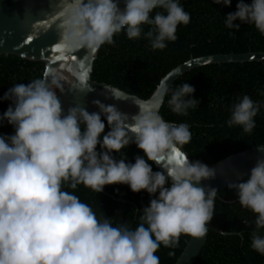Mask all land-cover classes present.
<instances>
[{"label":"clouds","instance_id":"9594fccd","mask_svg":"<svg viewBox=\"0 0 264 264\" xmlns=\"http://www.w3.org/2000/svg\"><path fill=\"white\" fill-rule=\"evenodd\" d=\"M212 2L228 7L231 0ZM119 5L120 0H59L56 27L63 50L95 52L122 30L129 40L143 35L152 50H163L166 41L176 40L177 26L190 20L179 0H123V8ZM223 18L226 28L239 30L247 23L264 35V0H237L235 11ZM79 81L65 84L58 74H49L15 83L0 97L9 102L0 124L13 129L0 135V264H159L160 246L175 248L181 234L201 238L207 233L218 194L201 185L217 170L190 162L181 150L191 140L189 125L165 121L159 113L167 95L170 111L186 116L199 103L192 98L194 87L184 82L172 89L165 78L155 102L135 104L137 112L128 115L99 99L91 101L97 111L89 112L82 101L94 88L83 76ZM103 89L106 99L129 100L119 88ZM66 92L75 99L65 109L60 97ZM261 107L246 94L238 97L226 123L250 133ZM130 144L143 156L128 162L113 155ZM153 164L161 170L153 171ZM78 185L96 194L105 186L126 185L150 199L134 228L125 221L114 225L112 217L97 218L68 190ZM227 188L254 214L250 247L264 256V157L246 179Z\"/></svg>","mask_w":264,"mask_h":264},{"label":"trees","instance_id":"16d2710c","mask_svg":"<svg viewBox=\"0 0 264 264\" xmlns=\"http://www.w3.org/2000/svg\"><path fill=\"white\" fill-rule=\"evenodd\" d=\"M244 2L250 3V0ZM179 3L189 13L190 20L187 25L177 26L175 41H166L163 50H152L143 35L129 40L122 30L113 36L112 44L99 48L91 79L146 100L166 74L191 58L264 52V35L251 24L241 23L239 30L225 27L223 17L235 11L237 0H231L228 7L213 4L212 0H179ZM143 27L147 31L148 26ZM43 70L41 63L0 55V97L15 83L41 78ZM184 82L194 87L192 98L199 101L197 107L188 109L186 116L172 113L167 106L169 97L166 95L159 113L165 121L189 125L191 140L180 147L192 160L213 164L264 145V107L254 117L255 127L250 133H244L239 126L229 127L226 123L232 104L238 97L246 94L264 105V61L199 67L184 74L171 88L175 89ZM8 104L0 100V114ZM107 130L106 126L105 132ZM12 132L11 126L0 124V135ZM113 155L118 159L126 156L128 162H134V158L143 156V153L130 144ZM152 170L158 171L154 164ZM68 190L89 204L97 218L106 215L112 217L114 225L125 221L133 228L139 222V210L147 206L150 199L146 192L132 193L126 185L105 186L104 191L115 200L82 185ZM218 196L224 202L216 198L212 225L227 235L210 231L194 264H264V256L250 247V234L255 227L254 214L242 208L235 193L228 188L220 190ZM260 233L264 234V229ZM189 238L181 234L175 248L160 246L155 253L159 264H175Z\"/></svg>","mask_w":264,"mask_h":264},{"label":"water","instance_id":"95a60500","mask_svg":"<svg viewBox=\"0 0 264 264\" xmlns=\"http://www.w3.org/2000/svg\"><path fill=\"white\" fill-rule=\"evenodd\" d=\"M58 3L59 0H0V55L15 56L25 61L41 63L44 68L42 77L49 74H58L63 78L65 84H78L80 82L79 77L83 76L84 82L94 88V91L83 97L82 101L89 112L97 111L91 101L99 99L105 104H115L122 113L133 115L138 110L135 104L149 105L155 102L158 98L157 87H162L161 81L165 80V78H168L167 83L171 88L174 82L184 74L199 67L264 61V52L191 58L166 74L146 100L130 94H128L129 100L126 101L106 99L103 94V85L106 84L97 83L91 79L93 63L97 58L99 49L92 52L88 49L80 48L67 53L61 47L56 27L59 17ZM119 6L123 8V0H120ZM165 97L163 98V103ZM60 99L62 106L66 109L74 103L75 98L71 93L66 92ZM181 150L186 153L182 148ZM262 157H264V145L228 156L213 164H206L208 167L216 169L217 174L214 179L202 181L201 185L214 187L219 192L227 188L229 182H235L238 179L243 180L248 177L249 170L255 165L256 160ZM188 160L190 162L193 161L189 156ZM154 166L156 169L161 170L157 165ZM101 193L113 200L116 199L104 190ZM216 198L219 201H223L218 194ZM225 203L230 204L231 202ZM206 228L208 231L203 237L190 236L175 264H194L210 231L224 236L227 235L221 230L214 228L212 219L206 224Z\"/></svg>","mask_w":264,"mask_h":264}]
</instances>
